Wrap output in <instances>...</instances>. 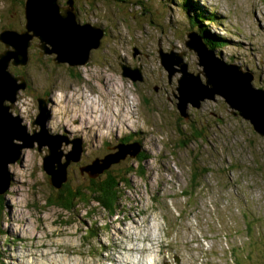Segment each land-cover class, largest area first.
I'll use <instances>...</instances> for the list:
<instances>
[{
    "label": "rangeland",
    "instance_id": "rangeland-1",
    "mask_svg": "<svg viewBox=\"0 0 264 264\" xmlns=\"http://www.w3.org/2000/svg\"><path fill=\"white\" fill-rule=\"evenodd\" d=\"M125 1L130 6L74 0L78 21L105 29L85 64H55L53 56L40 55L35 40L27 69L9 66L29 83L8 101L12 115L31 134L44 126L47 136L59 135L62 162L73 141H81L78 158L66 167L64 183L72 189L121 177L117 212L109 215L95 201L78 202L73 211L50 203L59 189L43 168L48 145L19 142L20 156L7 164L10 180L0 192V264H139V258L141 264H264V137L220 96L200 107L188 103L180 116L174 97L180 73L169 82L159 58L160 49L182 52L187 70L204 81L203 66L184 41L187 32L206 26L227 38L211 47L203 39L206 48L222 63L251 71L253 85L264 89V0H191L211 18L200 17L205 21L194 29L182 0ZM25 2L0 0V33L25 29ZM121 64L134 68L137 80L124 76ZM44 97L48 119L38 120L40 128L33 120ZM132 136L137 154L92 176L81 171L134 143ZM139 236L159 240L158 251L122 249L123 243L150 246L132 242Z\"/></svg>",
    "mask_w": 264,
    "mask_h": 264
},
{
    "label": "bare ground",
    "instance_id": "bare-ground-1",
    "mask_svg": "<svg viewBox=\"0 0 264 264\" xmlns=\"http://www.w3.org/2000/svg\"><path fill=\"white\" fill-rule=\"evenodd\" d=\"M55 1L57 2V0H30L29 12H28V23H29V28L31 29L30 33H32V32L39 33L40 32V34L43 36V38L48 42L46 44V46H48L49 48L52 47V45L50 44V40L55 41L59 45L60 51H58L56 49L57 53L53 52L52 54H48L50 56H53V58L54 57L57 58V56H59L60 58H67L69 60L71 59V61H73L75 63H79L80 61H83V60L85 61L87 58H89L91 51L101 45V41H102L104 34L98 40L97 47L96 46L92 47L88 51L89 53H86V48L82 49L81 51H78L79 48H81L83 46V43L85 41L83 36L85 35L86 31L81 30L79 32H75L76 24H79V25L88 24L90 26L89 28H90V31L92 33L91 44L96 43L97 36H99L101 34V32L104 31V29H103V27L97 26V25L92 24V23L87 22V21L86 22L78 21L76 18L75 8L73 5L74 0H66L65 4L63 3L64 5L60 7L61 10L56 5ZM26 2H27V0H26ZM26 2H25V4H26ZM24 13H25V9H24ZM72 15H74L75 20L71 19ZM26 21L27 20H26V14H25V23H26ZM4 33H6V32H4ZM185 35H186V39L184 41V44H185L186 48H188L189 50H192L197 55L198 63L201 66H203V69H204L202 71L203 77L205 78L204 73H207L208 76H209V74L213 76V79H211V77H210V80H209L212 83L213 88L215 87L216 84H219V85L222 84L223 86L228 85V89L230 90L229 93L230 92L232 93L231 94V97L233 99L232 104H241L245 109L249 110L250 112L248 114V119L244 118L238 112V110L236 108H233V106L231 107V105L227 102L225 97L219 93H215L213 95V97L202 98L199 101L197 107H200L202 102L205 101L206 99L214 100L216 98V96H220L224 99V101L230 107L231 113L233 115H239L244 120L249 121L251 123V125L253 126L254 131L257 134H259L261 137H264V89L263 88H257L253 85V74L251 73V71H247V72L243 71L244 73H242L241 72L242 67H240L236 64H227L226 62L222 63V61L220 59H218L214 56V53H212L210 50H208L206 48V46L203 42V38L201 37V35L197 31H189ZM27 38H28L27 34L20 33V32H18V33L7 32L6 34H4V36H2L0 38V39H3V41L1 40L3 45H5V42H7L9 44V46L18 44L22 47L21 50L15 51L17 53H11V54L7 53L3 58H0V60H1L0 61V95H1V97H7L8 98V100H5V102L1 103L3 105L4 104L8 105L9 104L8 101H12V99L14 101L17 98V95H18L17 92L20 89H22V88H19L16 92L14 91V87H16V83L19 84L22 82L21 79H18V81L15 84L13 83V85L12 84L10 85L8 83L7 71H6L5 67L3 69V66L6 65V62H8L7 59L9 60L7 70L10 71V68H9L10 64H13L12 62L14 60L15 61L18 59L23 60L24 55H25V51H27V55H28V53L30 52L31 46L35 43V40L40 41V39H41V38L39 39L38 37H34L29 42V41H27ZM11 48L12 47L10 46L9 49H11ZM4 49H5V47H4ZM161 52H164V51L162 49H160L159 58H160V55H162ZM164 53L165 54L167 53L166 55H164L165 56L164 57L165 63L167 65L172 66L173 68L179 70V71L177 70V73H180V76H178L177 78L181 77L180 81H179V94L181 97V101H184L187 99L192 100L190 97L193 96V92H194L196 86H195L194 80L192 78L187 77V76H185L183 78L184 72L182 70V64H187L182 57L183 53L182 52H175V51H168V52L165 51ZM161 58H162V56H161ZM161 58H160V63L163 66V64H162L163 61L161 62ZM28 59H29V57H28ZM219 60L224 66H227L229 68H227V69L222 68L220 66ZM53 62L55 64L66 63L69 66H75V65H70L69 62L56 63L54 59H53ZM121 65H125L127 68L130 67L126 64H121ZM234 65H236L237 67H235ZM232 68L237 69V72H238L237 75L235 72L230 70ZM219 70H220V72H219ZM166 71L168 73L167 69H166ZM128 72L133 74V75L138 74V72L134 68H128ZM139 73H140V71H139ZM167 77H168V75H167ZM250 77H251V80L249 81ZM182 79H183V81H182ZM205 80H206V78L204 79V81L202 80V82L204 83ZM138 81H140V80H138ZM141 81H143V80H141ZM5 83H6V86L4 85ZM176 83H177V81H176ZM177 86H178V83H177ZM251 86L253 89L251 88ZM256 90H262V92H258ZM176 93H177V90H176ZM207 93L210 94L211 90L207 91ZM174 97L176 98L175 92H174ZM176 101H177V98H176ZM2 112L4 114V111H2ZM37 118H35L33 120V121H35L33 124L38 125V126L40 125V128H41V121H38ZM8 121L12 122L10 120H8ZM43 122H46V120L43 119ZM44 129H46V128H44V126H43V130L41 128L39 131L35 130L31 134V132H29L27 130V127H26L27 132L32 136V138H30L29 141H31L33 139H35L34 141H36L38 143H43V142L48 141V139L50 138L49 136H47L48 134L46 131H48V130H44ZM42 131H43V133H42ZM14 135L17 136L16 133ZM45 135H46V138H45ZM8 136H9L8 125H7V122L5 121V119L3 117V120L0 121V153H1V156H5L4 154H5V152H7ZM18 136H20V135H18ZM4 137H6V139H4ZM17 141L20 143H23L22 140H17ZM43 145H45V144H43ZM131 146L135 147L134 145H131ZM136 146H138V145H136ZM138 151H141V150H138ZM154 239L155 238L150 237V236H149V238H147V236H145V237L144 236L134 237L132 242H134L136 240H143V242H145V243L149 242L150 246L145 244V245L137 248L134 243H133V245H129V244L127 245V244L123 243L122 249H124V251L126 253H129L130 251H132V252L138 251L140 253H145V252L149 251L148 249H152L153 247L156 246L155 250L158 251L159 240L154 241ZM141 247H143L142 248L143 250H140ZM34 252H35V250H34ZM49 254H51V253H49ZM126 259L129 261V257H126ZM138 261L140 262L139 264H141L143 262V259L139 258ZM51 262H53V261H51ZM37 264H39V263H37ZM113 264H120V263L118 261H115V262H113Z\"/></svg>",
    "mask_w": 264,
    "mask_h": 264
},
{
    "label": "water",
    "instance_id": "water-1",
    "mask_svg": "<svg viewBox=\"0 0 264 264\" xmlns=\"http://www.w3.org/2000/svg\"><path fill=\"white\" fill-rule=\"evenodd\" d=\"M29 3L30 0H27L24 9H25V14H26V23H25V29L22 30L20 33H24L27 34L28 38L27 41L30 42L31 39H33L34 37H38L40 39L39 43L37 42L36 46L40 49V55L42 54H52L53 52L57 53V50L60 51V47L59 45L55 42L50 40V44L52 45L51 48H49L48 46H46V44L48 43L43 36L37 32H32L30 33L31 29L29 28V23H28V12H29ZM27 9V10H26ZM61 16V15H60ZM71 19L75 20L74 15H72ZM90 26L88 24H84V25H79L76 24V28H75V32H79L81 30H85L86 33L83 36V38L85 39L83 46L81 48H79L78 51H81L82 49L86 48V53H89L88 51L92 48V47H97L98 45V40L100 39V37L104 34V31L101 32V34L99 36H97L96 38V43L95 44H91V40H92V33L90 31ZM6 32V30H3L0 34V38L2 36H4V33ZM11 33H18L17 31H8ZM29 34V35H28ZM3 41V39H0ZM5 42V41H4ZM34 44V45H35ZM12 47L11 49H9V47ZM5 42V49L0 52V58H3L7 53H17L15 51L21 50L22 47L20 45H10ZM48 47V48H47ZM57 49V50H56ZM162 55H160L161 58V62L163 64V66L165 67V69L168 70V79L171 80L172 77L177 73L178 69L173 68L172 66H169L165 63V59H164V55H166L164 52H161ZM27 55V51H25V55H24V59L23 60H14L12 63L13 65H24L25 63H27L28 61V55ZM58 58V59H57ZM57 58H53L55 60L56 63H60V62H69L70 65H79V64H85V62L88 60V58L84 61H80L79 63H75L73 61H71V59H67V58H60L59 56H57ZM61 60V61H60ZM1 61V60H0ZM8 62H6V65L3 66V69L5 67L6 71H7V76H8V83L11 85H13V83L15 84L18 81V77L14 76L10 71L7 70L8 68V64H9V60L7 59ZM24 61V62H23ZM124 66V72L123 75L124 76H130L132 75V79L133 80H137V78H135L136 75L133 74H129L128 72V68L125 65ZM227 67V66H225ZM171 69V70H170ZM127 70V71H126ZM181 70V69H180ZM182 70L184 72L183 78L185 76L190 77L194 80L195 83V90L193 92V96L190 97L192 100H184L181 101V97L179 94V81L180 78H177L176 81L178 83V86L176 87L177 93L175 92L176 98H177V103H176V107L179 110V114L180 116H184L186 117V108L188 103L197 106L199 101L202 98L205 97H213V95L215 93H219L221 95H223L225 97V99L227 100V102L231 105V107L233 106V108H236L238 110V112L246 119H248V114H249V110L245 109L241 104H232L233 103V99L231 97V92L229 93V89H228V85L223 86L222 84H216L215 87L213 88L212 83L209 81L210 77L211 79H213V76L207 73H204V76L206 78L205 82L203 83L202 80L199 77V73L197 74H193L191 72H189L187 70V64H182ZM134 71V70H133ZM179 71V70H178ZM242 73H244L243 71H241ZM247 72V71H246ZM19 79L22 80L21 83L17 84L16 83V87H14V91L16 92L19 88L24 89L26 87V83L24 81L23 77H20ZM140 79V78H139ZM251 80V77L249 79V81ZM172 81V80H171ZM183 81V79H182ZM8 84V85H9ZM6 86V83L4 84ZM3 85V86H4ZM211 88V89H210ZM252 88V86H251ZM253 89V88H252ZM211 90V93L208 94L207 91ZM258 92H262V90H256ZM7 97H1L0 95V121L3 120V117L5 119V121L7 122L8 125V131H9V136H8V146H7V152H5V156H1L0 153V192L4 191L7 187V184L9 183L10 177L8 176V170H7V164L9 162H12L15 158H18L20 155V143L19 145L15 142L16 140H22L23 143L22 144H26L29 143L30 146L33 145V142L35 139L29 141L30 138H32V136L27 132L26 130V125L21 123V119L18 116H14L12 115V113L9 111L11 108V105H3L1 103L5 102V100H8ZM237 101V100H236ZM13 102V99H12ZM39 110L40 113H38L37 115V120H39L40 118L43 119H48L47 117V113L48 111H46L45 106H46V98L44 97V99H39ZM44 110V113H43ZM4 111V114L3 112ZM4 115V116H3ZM8 120L12 121L9 122ZM33 123V122H32ZM43 130V127H42ZM17 134L14 135V134ZM36 134V133H35ZM20 135V136H18ZM57 137H59V135H53L51 134L50 138L48 139V141L43 142V143H39L40 146L43 144L48 145V154H46L43 157V168L45 170V172L49 175L48 179L49 182L56 188H59L61 186L62 183H64L65 179H66V167L68 165V163L70 162V160H76L78 158V149L80 151L82 143L81 141L78 140H74L73 141V146L72 149L67 153V160L62 162L61 161V157H62V152L60 151V143L56 142L57 141ZM4 139H6V137H4ZM137 143H133V144H128V145H121L119 146V151L114 153V154H108L105 155L104 158L102 159H97L94 160L91 164L87 165L86 167H83L81 169L85 170L86 172H88L91 169H95L96 167L102 166V165H106L105 167H108L111 163L115 162L116 160L122 159L126 156V153H129L131 156L137 154L136 151L138 152L139 150V146L133 147L131 145H136ZM138 145V144H137ZM133 149V150H132ZM135 153V154H134ZM9 154V155H8ZM77 155V156H76ZM57 162V167L58 169H56V166L54 165V162ZM103 168H101L100 170H102ZM63 172L64 176L62 179L58 180L59 174L60 172ZM90 176H92V174L88 173ZM4 175V178L2 179V176Z\"/></svg>",
    "mask_w": 264,
    "mask_h": 264
},
{
    "label": "trees",
    "instance_id": "trees-1",
    "mask_svg": "<svg viewBox=\"0 0 264 264\" xmlns=\"http://www.w3.org/2000/svg\"><path fill=\"white\" fill-rule=\"evenodd\" d=\"M119 1H121V3H123V4H121L123 7H125V5L130 6L128 4H124V3H126L125 0H119ZM178 2L180 3V1H178ZM180 4L184 10L192 11L193 17H190V19H189L190 25L192 26L191 27L192 29H194L193 23L200 22V21L203 22V20L205 21V19H202L200 17H204L206 19H211L210 17L208 18L206 16V14L204 15L203 12L200 11V9L199 10L193 9L191 7V4L193 5L191 0H182V3H180ZM118 7L120 8V6H118ZM194 7H196V6H194ZM210 15L213 16L215 14L212 13ZM151 20H152L151 18H148V21H151ZM191 20H193V22ZM200 24L202 26V23H200ZM202 28L203 29H201V31H197V30H195V31H197L202 36V38L208 44L209 47L212 46V45L210 46L209 43L217 45L219 41L221 43H223V40L227 39L226 37H222V38H224V39H222L220 36L209 32L207 30L206 26H202ZM5 30H6V32H8V31L19 32L18 30L11 29V28H7ZM211 50H213V49H211ZM191 73H193V72H191ZM198 130H195V131L199 133L200 130L199 131ZM128 141H132L134 143H137L136 139H134V136H132L131 139H128ZM139 148L141 149L140 146H139ZM105 166L106 165L104 164L102 166L96 167L95 169H91L90 172H91V174L93 172L97 173V172H99V170L101 168H104ZM120 175H121V173H120ZM193 178L195 179L194 176H193ZM121 180H122L121 177L120 178L117 177V175L115 173V174H113L112 178L106 177L102 181L92 182V184H90L89 186H87L86 188H83V189H80V188L79 189H77V188L72 189L67 184V182H65V183H62L61 186L58 188L59 190L57 191L56 195L50 196L48 200L53 205L62 207L68 211L69 210L73 211L75 208V204L78 202L86 203L89 201H95L97 204H99L101 207H103L104 210H107L109 215H114V214H116L117 208L119 206V204H118L119 197H120V195H119L120 194L119 181L121 182ZM86 196H88V197H86ZM90 197H91V199L89 200Z\"/></svg>",
    "mask_w": 264,
    "mask_h": 264
},
{
    "label": "flooded vegetation",
    "instance_id": "flooded-vegetation-1",
    "mask_svg": "<svg viewBox=\"0 0 264 264\" xmlns=\"http://www.w3.org/2000/svg\"><path fill=\"white\" fill-rule=\"evenodd\" d=\"M200 9V8H199ZM198 9V10H199ZM192 22H193V20H191ZM33 46V45H32ZM28 57H29V59H30V55H29V53H28ZM29 59H28V61H27V63H25L24 65H20V64H18V65H14V66H22L23 68H22V70L23 71H25L26 69H27V67H26V65H28V63H29ZM25 66V67H24ZM10 72L14 75V76H16V77H18V79L20 78V77H23L24 78V81H25V83L28 85L29 83H28V80H27V75H25L22 71H19V73H17V72H13V71H11L10 70ZM174 77V76H173ZM144 80V79H143ZM172 80V79H171ZM171 80H169V82H171ZM28 86H26V88H27ZM25 88V89H26Z\"/></svg>",
    "mask_w": 264,
    "mask_h": 264
},
{
    "label": "clouds",
    "instance_id": "clouds-1",
    "mask_svg": "<svg viewBox=\"0 0 264 264\" xmlns=\"http://www.w3.org/2000/svg\"><path fill=\"white\" fill-rule=\"evenodd\" d=\"M211 23V22H210ZM194 24V28H196L197 26L195 25V23H193ZM199 26V25H198Z\"/></svg>",
    "mask_w": 264,
    "mask_h": 264
}]
</instances>
